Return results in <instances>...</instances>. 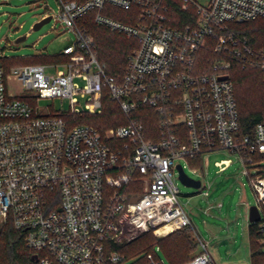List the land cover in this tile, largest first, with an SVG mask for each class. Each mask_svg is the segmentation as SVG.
I'll return each mask as SVG.
<instances>
[{"label":"built area","instance_id":"built-area-1","mask_svg":"<svg viewBox=\"0 0 264 264\" xmlns=\"http://www.w3.org/2000/svg\"><path fill=\"white\" fill-rule=\"evenodd\" d=\"M58 2L56 19L75 36L57 55L66 60L8 67L0 55V234L11 222L35 264H167L157 251L127 257L117 248L146 233L165 238L191 227L177 161L229 151L257 196L260 219L251 224L264 253V123L243 133L231 76L233 63L253 67L264 85V49L229 26L264 19V0ZM90 17L135 41L120 79L98 58ZM208 48L219 58L206 71L200 56ZM106 94L128 123L105 133L78 124L102 114ZM56 99L68 100L69 109L38 107ZM143 109L159 116L157 142L135 115ZM230 165L217 163L220 171ZM199 242L200 254L186 264H217Z\"/></svg>","mask_w":264,"mask_h":264},{"label":"rangeland","instance_id":"rangeland-1","mask_svg":"<svg viewBox=\"0 0 264 264\" xmlns=\"http://www.w3.org/2000/svg\"><path fill=\"white\" fill-rule=\"evenodd\" d=\"M46 15L54 18L40 30H34L35 24ZM58 15V0H0V55L21 65V61L35 57L62 54L75 42V36L56 19ZM20 38L24 40L17 42ZM38 107L43 112H63L69 109V101L40 100ZM223 160H230L231 165L220 171L217 163ZM177 163L189 177L202 183L200 190H196L185 186L176 175L180 201L198 227L211 257L217 264H251L248 217L250 208L257 204V196L241 161L229 151L215 152L204 158L203 168L197 174L187 160L180 159ZM262 167L264 170V163ZM250 171L253 174L254 169ZM192 240L201 252L199 240L195 236ZM160 248L163 246L157 243L155 251L169 264Z\"/></svg>","mask_w":264,"mask_h":264},{"label":"trees","instance_id":"trees-1","mask_svg":"<svg viewBox=\"0 0 264 264\" xmlns=\"http://www.w3.org/2000/svg\"><path fill=\"white\" fill-rule=\"evenodd\" d=\"M84 2L85 0H76ZM178 10L179 24L185 23V18ZM126 21V19L123 18ZM87 26L89 32L95 37L97 43V55L100 62L105 65L109 76L120 79L124 74L126 60L135 41L127 39L124 36L111 33L107 29L96 25L89 19ZM230 29L246 39L255 50L264 49V19L250 22L231 23ZM219 57L208 48L202 51L200 56V65L204 70H208L210 65ZM28 59V58H23ZM51 60H66L65 57L39 56L29 61H21L23 64H44ZM26 62V63H23ZM29 62V63H28ZM5 64L14 66L17 62L14 59L5 61ZM231 76L235 82V93L239 105L241 116V128L244 134L251 135L258 124L264 123V85L261 72L253 67H244L241 64L233 63ZM140 123L145 127L147 139L157 142L160 138V120L159 116L151 109H143L135 114ZM78 124H89L105 133L111 128H115L128 123L127 117L121 110L119 103L113 102L106 94L103 98V112L98 116L83 115L76 119ZM193 169L202 168V159L198 158L189 162ZM172 236H178L169 240ZM192 229L187 227L176 231L165 238H157L153 233H146L132 243L117 248L120 254L127 257H134L144 252L155 251L157 243L163 248L165 257L169 264H186L198 250L192 240ZM251 264H264V253L258 243V235L255 225H250L248 230ZM158 257L159 254H156ZM143 262V259H142ZM0 264H35L34 253L27 247L25 235L18 232L11 222L5 226L0 234Z\"/></svg>","mask_w":264,"mask_h":264},{"label":"water","instance_id":"water-1","mask_svg":"<svg viewBox=\"0 0 264 264\" xmlns=\"http://www.w3.org/2000/svg\"><path fill=\"white\" fill-rule=\"evenodd\" d=\"M52 20L51 16H48L47 18H44L34 26V30H40L45 24L49 23ZM24 40V38H20L17 40V42H20ZM177 171H178V178L179 180L188 187L194 188L196 190H200L202 183L200 180L193 179L189 177L182 165L177 166ZM260 219V213L258 211V208L256 206H252L249 210V221L250 223L257 222Z\"/></svg>","mask_w":264,"mask_h":264},{"label":"crops","instance_id":"crops-1","mask_svg":"<svg viewBox=\"0 0 264 264\" xmlns=\"http://www.w3.org/2000/svg\"><path fill=\"white\" fill-rule=\"evenodd\" d=\"M202 159V168H203V160L204 158H201ZM197 170H200V169H197ZM249 219V217H248ZM251 223L249 221V226H248V230H249V227H250ZM191 229H192V235L195 236L198 240H200V232L198 230V227L196 226V224L194 223L193 219L191 218ZM200 254V250H197L195 255H193L192 257L196 256Z\"/></svg>","mask_w":264,"mask_h":264}]
</instances>
